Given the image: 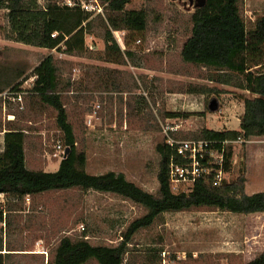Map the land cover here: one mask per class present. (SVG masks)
Returning a JSON list of instances; mask_svg holds the SVG:
<instances>
[{"label": "rangeland", "instance_id": "rangeland-1", "mask_svg": "<svg viewBox=\"0 0 264 264\" xmlns=\"http://www.w3.org/2000/svg\"><path fill=\"white\" fill-rule=\"evenodd\" d=\"M200 2L133 0L129 4V9L147 8L150 12L146 31L131 34L127 42L136 51L133 61H138V65H132L130 58L123 64L102 58L105 45L99 23L87 34L88 49L83 55L8 39L7 10L0 9V68L9 72L24 67L30 73L52 53L64 83L71 82L63 94L78 146L87 151V170L123 171L129 180L155 191L161 160L158 144L166 139V125L179 127L184 136L204 126L214 130L240 129L238 122L244 108L241 95L253 96L239 87L210 81L208 69L183 60L181 48L192 30L190 15ZM242 12L257 42L264 39L257 31L264 15V0H244ZM138 38L140 44L136 43ZM255 69L264 70V63ZM31 78L23 83V107L21 102L9 99L4 102L0 98V124L15 121L28 130L25 147L30 169L56 171L63 158L57 149L59 142L64 144L63 132L57 126L56 111L30 96ZM104 79L110 84L105 89L101 84ZM197 85L216 87L219 98L209 92L190 91V87ZM213 98L220 104L215 112L209 110ZM2 139L1 136L0 151L4 149ZM233 145V167L225 180L230 181L246 170V191L249 194L264 191V136L253 140L242 137ZM0 199L4 200L0 209L6 211L7 217L0 226L6 244L32 249L39 245L45 253L34 258L23 254V258L19 256V264H46L50 247L61 237H80L84 231L92 244L117 245L130 223L147 212L144 206L114 193L78 187L20 199L12 196ZM263 219L261 215L204 206L168 211L149 228L135 234L125 264H148L146 252L152 247L185 252L187 258L180 264H241L242 258L232 250L242 243L243 221ZM86 264L98 262L92 259Z\"/></svg>", "mask_w": 264, "mask_h": 264}, {"label": "trees", "instance_id": "trees-1", "mask_svg": "<svg viewBox=\"0 0 264 264\" xmlns=\"http://www.w3.org/2000/svg\"><path fill=\"white\" fill-rule=\"evenodd\" d=\"M100 1L106 4L105 17L92 16L91 12L79 5H61L57 0H46L45 8L39 0H0V9L7 10L8 39L67 54L83 55L88 49L87 34L92 33L95 24L99 23L103 29L105 45L102 58L118 64L125 63L127 58L133 60L137 56L136 51L130 47L123 51L112 31H127L129 44L131 34L146 31L149 9H129L133 0ZM243 2L244 0H205L190 15L191 34L181 48L183 60L208 69L207 78L210 81L233 85L253 94L241 95L244 112L240 117V129L214 130L204 126L189 133V136H184L181 131L172 132L173 136L205 139L244 137L246 140L264 136V70L255 71V68L264 63V39L257 42L250 33L242 12ZM257 31L264 35V15L259 20ZM5 71L0 68V94L8 88L22 90L24 80L30 76L36 77L28 90L30 96L45 108L56 111L57 126L63 132L64 145L70 150L67 157L61 159L56 171L30 169L27 166L25 147L28 130L18 126L15 121L0 124V131L5 130L4 149L0 151V194L20 199L50 190L78 187L114 193L147 209L144 215L130 223L119 244H92L87 231L80 237L65 235L54 247H50L51 254L46 264H86L92 259L98 264H125L135 234L142 228H149L168 211L203 206L241 214L264 211V191L252 194L246 191V170L240 171L234 179L224 180L218 185L214 183L215 174L202 176L191 189L174 192L168 162L172 149L165 140L158 144L161 160L155 191L129 180L123 171L89 172L87 151L78 146L64 99L63 90L68 89L71 82L64 83L55 56L52 53L46 55L30 73L24 67ZM101 84H104V89L110 86L109 80L105 79ZM189 89L197 93L209 92L218 96L217 98L220 95L216 87L197 85ZM174 115L180 116V113ZM206 115L207 112L204 116ZM234 155L235 146L230 144L225 166L227 173L233 167ZM4 214L6 215V211L0 209V226L6 219ZM5 244L0 229V264H19L17 254L13 252L18 249H9V253H3ZM162 251L163 249L149 248L146 252L147 263L160 264ZM241 264H264V250L255 259Z\"/></svg>", "mask_w": 264, "mask_h": 264}, {"label": "built area", "instance_id": "built-area-1", "mask_svg": "<svg viewBox=\"0 0 264 264\" xmlns=\"http://www.w3.org/2000/svg\"><path fill=\"white\" fill-rule=\"evenodd\" d=\"M57 2L68 6L79 5L85 11L91 12L92 16L101 15L105 17L106 4H103L100 0H57ZM39 3L45 8L46 0H39ZM112 32L122 50L126 51L128 49L127 31L113 30ZM136 43L140 44L141 39H137ZM130 63L132 65H134L133 63L139 64L136 60H131ZM35 78V76H32V82ZM24 93V86L22 90L9 88L0 94V98H3L4 102L8 99L13 102H21V107H23ZM164 130L166 133L165 142L172 149L168 162L171 187L174 192L191 189L197 179L202 176L215 174L214 183L216 185L225 180L228 145L235 144L242 137L237 139L177 138L172 135V132L178 131L179 127L168 124L164 127ZM57 149L60 152L59 154L64 157L67 147L59 142ZM184 184H188L189 188L184 187ZM83 228L85 227L83 226ZM186 258L187 254L185 252L165 249L161 252L160 264H180Z\"/></svg>", "mask_w": 264, "mask_h": 264}, {"label": "crops", "instance_id": "crops-1", "mask_svg": "<svg viewBox=\"0 0 264 264\" xmlns=\"http://www.w3.org/2000/svg\"><path fill=\"white\" fill-rule=\"evenodd\" d=\"M226 85V84H224ZM243 112H244V108H243ZM242 112V114H243ZM11 116H15V115H11ZM241 117V116H240ZM240 117H239V124H240ZM4 131H0V137L2 136V140L4 141ZM61 160L59 161V165H60ZM28 166V165H27ZM6 197V200L9 199V197H7L5 194H0V197ZM31 197V196H30ZM3 199H0V203L3 202ZM251 214H256V215H261L264 217V211L262 212H255V213H251ZM248 214V215H251ZM264 220V219H263ZM5 221H7V217L5 219ZM243 237H242V243L239 244V246H234L232 252L236 253V255H239L242 259V262H249L253 259H255L263 250H264V221H243ZM226 227V225H225ZM226 232V229L224 230ZM34 246V245H33ZM37 248V249H36ZM32 249L29 247H11L8 246L7 244L4 245V250L3 253H9L10 250L9 249H18L16 251H13L15 254H17V258L19 259V256H21L23 258V254L24 256H42L40 254H45L43 251L40 250L39 245ZM28 254V255H27ZM26 258V257H25ZM44 258V256H43ZM49 259V257H48ZM48 259L46 260V263L48 261Z\"/></svg>", "mask_w": 264, "mask_h": 264}, {"label": "water", "instance_id": "water-1", "mask_svg": "<svg viewBox=\"0 0 264 264\" xmlns=\"http://www.w3.org/2000/svg\"><path fill=\"white\" fill-rule=\"evenodd\" d=\"M204 3H205V0H201V2L199 3V5H197L196 7H198V6H200V5L204 4ZM219 108H220V104H219L218 99L217 98H213L211 100L210 104H209V110L212 111V112H215ZM69 150H70V148L67 147L64 157H67V155L69 153Z\"/></svg>", "mask_w": 264, "mask_h": 264}]
</instances>
